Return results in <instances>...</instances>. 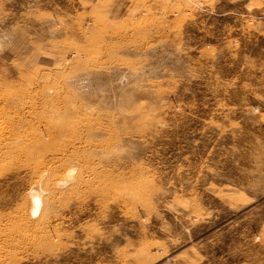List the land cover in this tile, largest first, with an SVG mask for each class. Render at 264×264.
I'll use <instances>...</instances> for the list:
<instances>
[{"label": "rangeland", "instance_id": "374dc122", "mask_svg": "<svg viewBox=\"0 0 264 264\" xmlns=\"http://www.w3.org/2000/svg\"><path fill=\"white\" fill-rule=\"evenodd\" d=\"M0 264H264V0H0Z\"/></svg>", "mask_w": 264, "mask_h": 264}, {"label": "bare ground", "instance_id": "6f19581e", "mask_svg": "<svg viewBox=\"0 0 264 264\" xmlns=\"http://www.w3.org/2000/svg\"><path fill=\"white\" fill-rule=\"evenodd\" d=\"M67 175H68L67 179L61 180L60 183L64 184L72 176L71 172H68ZM37 185H39V184H37ZM38 188H39L38 186L36 188H33V190H32L33 193L31 195V198H32V207L31 208H32V211H34V212H35V209H37L39 207L40 203H41V200H40V192H41V190H40V188L39 189Z\"/></svg>", "mask_w": 264, "mask_h": 264}]
</instances>
